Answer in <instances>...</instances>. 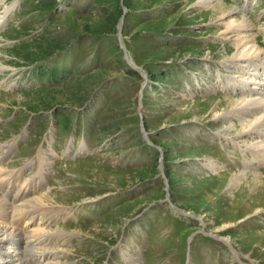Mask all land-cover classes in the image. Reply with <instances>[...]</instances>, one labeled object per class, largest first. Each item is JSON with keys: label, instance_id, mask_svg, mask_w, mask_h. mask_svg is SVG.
<instances>
[{"label": "rangeland", "instance_id": "374dc122", "mask_svg": "<svg viewBox=\"0 0 264 264\" xmlns=\"http://www.w3.org/2000/svg\"><path fill=\"white\" fill-rule=\"evenodd\" d=\"M226 1L261 61L225 57L235 41L196 0H0V221L26 236L24 264H264V135L225 127L260 113L214 118L256 96L241 86L264 70V0ZM68 62L64 81L47 76ZM46 191L64 204L25 210Z\"/></svg>", "mask_w": 264, "mask_h": 264}, {"label": "bare ground", "instance_id": "6f19581e", "mask_svg": "<svg viewBox=\"0 0 264 264\" xmlns=\"http://www.w3.org/2000/svg\"><path fill=\"white\" fill-rule=\"evenodd\" d=\"M195 4H197V5L202 4V5H205V6H210L209 10L212 13L211 16H214L212 18L213 19H217V22H223L225 24V27H224V29L221 32L222 33H226V37H228L231 40L235 41V43H234L235 45H234V49H233L232 54L231 55H224L225 57H229V56L254 57V58H257V62L262 60L261 59V54H262L263 50L261 49L262 47L260 48V45L258 44V42L255 41V38H254L255 35L254 34L253 35L252 34H247L246 35L244 32H243L244 34L238 33L239 31L236 32L237 30L235 29V27H237L239 29H244L245 27H247L248 24L250 25L249 27H251V25H252L249 22H247V19H246V17L244 15H240V16L236 15L237 14V7L236 6H234L231 3H228L226 0H196ZM254 58H247V59H254ZM238 61H240V59ZM240 63H242V62L240 61ZM238 64H239V62H238ZM253 70H255V69H253ZM256 70L253 71V72L247 70L246 72L249 73L250 77L252 76L254 79L253 78H251L250 80L249 79H247V80L243 79L244 85H242V86L240 85V86L243 89L246 86H248L249 90L251 92H253V93H256L257 97L255 96V97H253V99H250V98H236V97L235 98H225L224 107H222L221 110H217V112L214 113V118L222 116L223 114H225L228 111H232V112H234V114L238 115L241 112L243 114L247 113L248 111L246 109H248V108H252L254 110L256 109L260 113V115H254L252 117L249 116L250 118H247L246 117L247 115L246 116L243 115L247 119H245V120H243L241 122L239 121V124H237V125L235 124V122L234 123L231 122V123L225 125V127H227L228 130H234V133H238L239 134V132H240L241 135H244V134L247 135V133H252L253 134V133H255L257 131L256 133L262 135V137H263V135H264V77H263V79L260 78V80L258 79L257 81H256V78L259 76V74H262V72H264V70L263 71L262 70H257L256 71ZM260 71H262V72H260ZM231 79H233V78H231ZM227 80H229V79H227ZM252 80H254L253 83L250 82ZM242 113H241V115H242ZM251 114H253V113H251ZM225 118H226V116H225ZM222 129H226V128H222ZM244 139H246V138H244ZM257 145L258 146L261 145V146L264 147V142L263 141L258 142ZM262 154H264V153H262ZM257 155L260 156L261 153L259 152V154H257ZM4 159H6V156L2 160H0V163ZM212 166H215V163H212ZM0 172H2V171H0ZM237 173H239L241 175H246L244 172L237 171ZM259 174H261V173H258V174H255V175L258 176ZM1 180H2V178H0V183L2 181L3 182L5 181V180H2V181ZM257 186H264V180L263 181L257 180ZM0 189H1L0 192H2L3 188L0 187ZM19 194H21V192L17 193L16 195H19ZM56 195H57L56 193H51L49 191L43 192L42 194H40V195L34 197L33 199H31V200H33L32 203L26 202L25 205H27L28 209H25V210H32V208H37V206H44V205H63L64 203L59 202L58 200H56ZM7 202H8V200H7ZM6 204L7 203H5L4 198L0 196V209H3V212L5 211L7 213V209H8L9 205L6 206ZM9 209H11V208H9ZM20 210L21 211L17 210V212L14 213V214H17L18 212H23L24 211L22 208H20ZM259 212H261V208L257 210V213H259ZM12 214H13V212H12ZM29 215L30 214H27L26 216H29ZM34 216L35 215L30 216V218L32 220H35ZM3 220H4V222H3ZM3 220L1 219V221H0V264H24V261H23L24 259L21 258L20 254H19V251H17V245L15 244L18 241H20L22 233H21L20 229H17V227H14V226L10 225L12 223H10V224L7 223L5 221V217H4ZM9 221H10V219H9ZM225 227H226L225 225L217 226V227H214V230L223 235V233H225V231H224ZM25 230H27V229H25ZM35 231H37V230H35ZM35 231H33V233H35ZM30 233H32V232H30ZM45 233H47V232H43V233H41V235H45ZM50 233H57V232L53 231V232H50ZM24 234H25V232H24ZM30 240H31V238H30ZM39 242L40 241L37 242L35 240L34 241H30V245L28 244V246H27V248L29 247L30 254H36V252H34L35 250H33L32 247L35 246V248H38V246H37L38 244L37 243H39ZM26 249H25V252H26ZM24 256H26V255H24ZM135 264H138V263L135 262Z\"/></svg>", "mask_w": 264, "mask_h": 264}, {"label": "trees", "instance_id": "16d2710c", "mask_svg": "<svg viewBox=\"0 0 264 264\" xmlns=\"http://www.w3.org/2000/svg\"><path fill=\"white\" fill-rule=\"evenodd\" d=\"M118 23H119V15H118L117 21H116L115 26H114V31L117 29V27H118ZM165 74H166V73H165Z\"/></svg>", "mask_w": 264, "mask_h": 264}]
</instances>
